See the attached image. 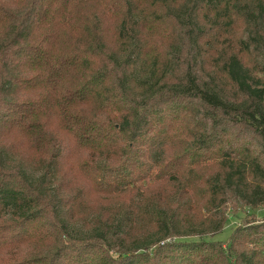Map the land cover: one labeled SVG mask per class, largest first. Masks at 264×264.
<instances>
[{
    "label": "trees",
    "instance_id": "16d2710c",
    "mask_svg": "<svg viewBox=\"0 0 264 264\" xmlns=\"http://www.w3.org/2000/svg\"><path fill=\"white\" fill-rule=\"evenodd\" d=\"M264 0H0V264H264Z\"/></svg>",
    "mask_w": 264,
    "mask_h": 264
},
{
    "label": "rangeland",
    "instance_id": "374dc122",
    "mask_svg": "<svg viewBox=\"0 0 264 264\" xmlns=\"http://www.w3.org/2000/svg\"><path fill=\"white\" fill-rule=\"evenodd\" d=\"M228 221L222 233L214 237H206L208 241H218L223 244H228L234 230L242 225L245 221H255L256 224L264 222V206L257 210H231L229 209Z\"/></svg>",
    "mask_w": 264,
    "mask_h": 264
}]
</instances>
